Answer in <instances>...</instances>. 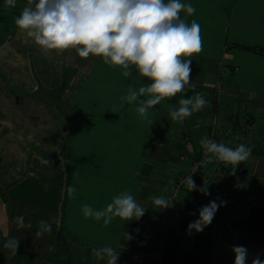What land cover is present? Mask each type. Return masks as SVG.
Listing matches in <instances>:
<instances>
[{"label": "crops", "instance_id": "obj_1", "mask_svg": "<svg viewBox=\"0 0 264 264\" xmlns=\"http://www.w3.org/2000/svg\"><path fill=\"white\" fill-rule=\"evenodd\" d=\"M180 2L195 8L191 15L182 10L181 16L201 26V51L182 57L193 59L190 79L196 87L165 98L145 119L135 103L121 99L134 83L124 77L122 66L92 54L81 58L75 49H42L15 24L27 0H16L15 7L0 0V264H104L93 258L92 249L109 245L119 252L117 264H126L157 215L148 197L166 195L179 169L183 129L168 118L170 101L177 105L181 95L195 92L209 101L185 120L188 148L201 152L200 139L214 113L209 93L218 64L226 76L224 108L247 114L264 143V0ZM64 81L58 106L46 94ZM245 163L247 201L264 207V155L250 153ZM70 186L77 189L74 197L67 194ZM124 191L145 207L142 218L125 222L117 217L108 226L84 218L82 205L102 210ZM239 209L229 200L211 230L207 247L217 250L225 244L223 251L210 255L218 264H234V246L247 249L246 264L257 257L264 261V242L233 227ZM17 216L32 228L18 230L13 223ZM180 216V224L166 222L141 264H175L167 233L182 226ZM40 220L48 221L52 231L35 238ZM11 237L20 240L16 255L3 248ZM180 239L183 253L203 250L200 238L188 239L183 232Z\"/></svg>", "mask_w": 264, "mask_h": 264}, {"label": "clouds", "instance_id": "obj_2", "mask_svg": "<svg viewBox=\"0 0 264 264\" xmlns=\"http://www.w3.org/2000/svg\"><path fill=\"white\" fill-rule=\"evenodd\" d=\"M8 7H15L16 0H5ZM195 13L191 4L180 0H27L26 6L15 18L16 26L27 30V35L42 49L64 51L75 49L81 58L89 54L105 58L113 65L122 66L123 75L134 83L129 84L127 95L121 99L126 104L135 103L137 111L145 119L154 106L160 105L165 98L185 94L196 85L190 79L193 57L202 49L201 26L195 20L190 24L187 15ZM134 66V67H131ZM135 73V75H134ZM143 78L150 83L143 84ZM136 84H140L136 88ZM150 94V95H148ZM255 96L251 93L249 98ZM144 97V99H140ZM209 101L201 92L193 95H181L178 104L168 106V118L183 123L194 113L207 107ZM33 139L31 135L27 137ZM200 144L205 150L204 164L222 162L233 170L250 156L246 144L229 147L208 137H202ZM189 192L197 190L191 175L184 178ZM77 189L67 188L69 197H74ZM200 191L207 193L204 189ZM148 200L155 208H168L172 202L165 196H149ZM221 205L210 201L199 210V218L188 225V230L202 232L209 226ZM85 219L103 221L104 226L114 218L128 222L139 220L145 214V207L137 202L132 194L124 191L113 197L102 210L91 205H82ZM18 230L31 229V222H25L23 216L14 218ZM52 225L46 220L37 222L35 238L50 234ZM131 238L130 236L128 237ZM20 245L17 237H11L3 243L10 255H16ZM234 264H246L248 252L243 246H234ZM92 256L104 264H117L119 252L112 246L92 249ZM252 264H264L259 257Z\"/></svg>", "mask_w": 264, "mask_h": 264}, {"label": "built area", "instance_id": "obj_3", "mask_svg": "<svg viewBox=\"0 0 264 264\" xmlns=\"http://www.w3.org/2000/svg\"><path fill=\"white\" fill-rule=\"evenodd\" d=\"M234 71L237 72L238 68H234ZM224 87L225 74L220 68L215 74L211 90V102L215 108L213 121L205 137L223 142L229 147L243 143L250 148V153L264 155V143L256 135L247 114L235 112L226 116L221 114L220 106L224 97ZM179 126L183 129L182 140L179 144L181 149L177 156L179 169L172 186L165 195L172 202V205L168 208H158L154 223L127 257L126 264L142 263L146 252L152 248L156 239L165 232L168 215L172 212L183 216L185 237L192 239L210 236L212 228L222 214L223 207L229 200H235L240 205L234 222L247 218L251 210L252 205L246 198L248 187L246 163L242 162L235 170L231 166L226 167L222 162L202 163L206 154L205 150L202 148L199 153L190 151L188 148L190 139L186 128L183 125ZM189 175L197 186V190L193 194L187 190L183 183L184 178ZM200 189H204L209 194H204ZM212 200H216L217 204L221 205L216 211L212 223L205 227L202 232H196L195 229L189 231L188 225L199 218L201 207L206 206ZM175 264H183V262L177 261Z\"/></svg>", "mask_w": 264, "mask_h": 264}, {"label": "trees", "instance_id": "obj_4", "mask_svg": "<svg viewBox=\"0 0 264 264\" xmlns=\"http://www.w3.org/2000/svg\"><path fill=\"white\" fill-rule=\"evenodd\" d=\"M1 11H0V21H1ZM249 49V48H248ZM259 54H263V51L261 49H252ZM143 82L146 84L150 83V81L147 80V78H143ZM65 81L63 82V85L55 92L47 93L46 95L49 96V94L52 96L53 94H56L59 96L61 92L64 89ZM170 102L174 103V100H171ZM194 191H191V194H193ZM183 217V216H182ZM233 227L236 230H240L248 235H251L255 238H257L259 241L264 242V207H259L256 205H253L251 207V210L249 212V215L247 218L236 221L233 223ZM184 232V221L180 228H168V241H170L173 244V248L170 253V261L172 262H183V264H206V260H204V248L205 246L201 244L203 250L193 252H182L181 251V235ZM207 244V243H206ZM209 264V263H208Z\"/></svg>", "mask_w": 264, "mask_h": 264}, {"label": "rangeland", "instance_id": "obj_5", "mask_svg": "<svg viewBox=\"0 0 264 264\" xmlns=\"http://www.w3.org/2000/svg\"><path fill=\"white\" fill-rule=\"evenodd\" d=\"M0 36L1 37H3L2 36V34H0ZM225 49H227V48H225ZM220 68H222L223 69V71H224V74H225V70H224V66L222 65V64H218L216 67H215V74H216V72H217V70L218 69H220ZM215 74H214V78H215ZM225 82H226V76H225ZM213 83H214V80H213ZM213 83H212V86H211V90H212V87H213ZM225 91H226V83H225V87H224V97H223V101H222V104H221V108H220V111H222L221 112V114H224L225 116L226 115H228L229 114V112H227L226 111V109L224 108V104H225ZM209 95H210V98H211V91H210V93H209ZM52 98H53V101H54V103L56 104V105H58L59 106V100H57V98H58V96L56 95V94H53L52 95ZM176 104H174L173 103V105H171V106H175ZM211 106H212V109H213V112L215 111V108L213 107V105H212V102H211ZM93 107H95V106H93ZM92 107V108H93ZM94 109V108H93ZM219 111V112H220ZM75 111H72L71 113H73V116L74 115H78L77 113H74ZM90 116H93V115H95V112H93V111H90ZM186 120V119H185ZM184 120V122H183V124H181V123H177V124H179V125H183V126H185V123H186V121ZM212 121H213V115H212V118H211V122H210V125H209V128H208V131H209V129H210V127H211V124H212ZM207 131V132H208ZM184 136V135H183ZM161 141V140H160ZM176 219V220H175ZM181 216H180V214H177V213H170L169 215H168V218H167V225L168 224H180L181 223ZM157 240V239H156ZM200 240V243L202 244V245H204L205 246V248H204V260H206V264H212V263H214V264H218V261H217V263H216V261L213 259V258H211L210 257V255H211V253L212 252H214V253H216L217 254V252H219V251H223V249H224V246H225V244H224V246H223V244H222V246H220L219 245V249H215V248H212V247H207V241L209 240V237H207V238H200L199 239Z\"/></svg>", "mask_w": 264, "mask_h": 264}]
</instances>
